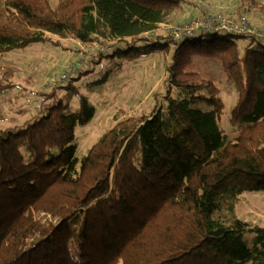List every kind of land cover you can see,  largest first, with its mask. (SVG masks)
<instances>
[{"label":"trees","instance_id":"1","mask_svg":"<svg viewBox=\"0 0 264 264\" xmlns=\"http://www.w3.org/2000/svg\"><path fill=\"white\" fill-rule=\"evenodd\" d=\"M3 4L0 52L59 46L51 34L96 40L109 49L95 47L87 64L114 65L90 90L121 68L117 61L166 52L167 80L178 92L169 88L148 116L116 122L80 159L75 130L95 107L69 82L40 92L28 118L0 129V264H264V226L236 215L243 192H264V39L197 28L169 47L173 29L156 32L188 0ZM195 55L219 60L237 92L232 139L219 126V88L182 79ZM72 67L76 79L93 71ZM16 74L0 66V101L19 86ZM60 89L77 97L76 110L54 99Z\"/></svg>","mask_w":264,"mask_h":264},{"label":"rangeland","instance_id":"2","mask_svg":"<svg viewBox=\"0 0 264 264\" xmlns=\"http://www.w3.org/2000/svg\"><path fill=\"white\" fill-rule=\"evenodd\" d=\"M189 4L183 5L172 13L168 24L159 26L156 33L166 34L169 29L179 26L184 20L193 16L209 12L212 14L224 13L234 20L244 14L251 27H258L264 31V0H188ZM197 4V7L195 5ZM205 9H202V8ZM199 10V12H198ZM5 11L3 0H0V14ZM201 14V15H202ZM183 23V22H182ZM54 40H59V46L50 42L31 43L22 49H12L0 52V66H10L17 72L14 78L18 87L6 92L1 103V112L4 115L0 119V129L18 124L28 118L29 110L37 108L40 92L49 91L54 83L63 85L67 82L73 84L76 89L86 95L90 103L95 107V116L86 125L76 127L77 157L85 155L91 145L96 142L116 122L129 116H148L155 106L163 105V98L170 88L178 92L177 86L168 83L167 65L170 63L166 52L152 54L147 58L134 61H117L121 68L115 69L109 80L90 90L88 82L99 77V73L114 62L107 60L100 64H87V59L96 54L94 45L96 40L83 42L74 36L60 37L51 34ZM155 39V38H154ZM174 41H169V43ZM264 44V41H261ZM245 45V41H241ZM169 47L173 48L169 45ZM92 68L86 76L76 79V74H69L70 67ZM109 64V65H108ZM76 68V69H75ZM182 79L188 83H203L210 81L220 90V96L224 102L223 114L219 120V126L232 139L239 132V127L229 121L230 111L237 101V92L221 70L219 60L214 57L195 55L184 70ZM67 79H61V76ZM69 74V75H68ZM65 81V82H64ZM55 84V85H56ZM54 99H61L69 104L71 109L78 108L76 96L68 94L67 90H57ZM52 101V100H51ZM27 114V115H26ZM255 197V198H254ZM254 208L264 214V199L258 192H243L236 206V215L242 217L251 225L264 226V219L260 216L254 222ZM46 218L50 214L41 213ZM221 216L228 217L227 213Z\"/></svg>","mask_w":264,"mask_h":264},{"label":"built area","instance_id":"3","mask_svg":"<svg viewBox=\"0 0 264 264\" xmlns=\"http://www.w3.org/2000/svg\"><path fill=\"white\" fill-rule=\"evenodd\" d=\"M197 28L210 31L231 30L234 33L251 34L264 39V32L259 31L255 27L249 26L246 17H242L238 22H235L234 20L224 17L220 13L212 14L204 12L202 15L193 18L189 22L173 27L174 37L172 38V41L176 40L179 34H192ZM169 45L172 47L174 46L172 42L169 43ZM94 47H99L101 50L109 49V47L99 44L98 42L95 43ZM73 73V67H70L69 74ZM61 79L67 78H65L63 74Z\"/></svg>","mask_w":264,"mask_h":264},{"label":"crops","instance_id":"4","mask_svg":"<svg viewBox=\"0 0 264 264\" xmlns=\"http://www.w3.org/2000/svg\"><path fill=\"white\" fill-rule=\"evenodd\" d=\"M198 15V14H197ZM262 41H264V40H262ZM258 193H260V195H262V197H263V199H264V192H258ZM255 198V197H254ZM257 209H255L254 208V218H251V219H254V222L256 221V220H258L257 219V217L258 216H260V217H262L263 219H264V214H261V213H259L258 211H256ZM240 218L242 219V217L240 216Z\"/></svg>","mask_w":264,"mask_h":264}]
</instances>
